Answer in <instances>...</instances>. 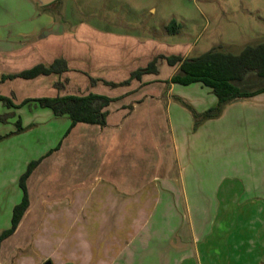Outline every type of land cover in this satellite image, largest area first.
<instances>
[{
    "label": "crops",
    "instance_id": "crops-1",
    "mask_svg": "<svg viewBox=\"0 0 264 264\" xmlns=\"http://www.w3.org/2000/svg\"><path fill=\"white\" fill-rule=\"evenodd\" d=\"M33 4L29 20L0 23V80L64 59L81 84L69 92L66 81L74 71L7 79L0 81V96L15 105L67 94L117 100L105 109V126L78 123L68 133L67 116L34 104L8 108L21 127L34 124L32 136L19 138L31 142L19 143L22 150L14 152L23 158L21 166L15 163L17 174L34 159L41 161L27 180L28 209L0 241V264H264V92L232 101L219 117L196 126L175 98L201 113L215 106L217 97L202 83L167 84L178 66L163 59L158 74L129 86L91 83V78L125 81L159 55L191 57L192 45L146 41L126 53L115 51L109 63L114 80L96 76L72 66L76 58L89 60L83 50L92 57L99 52L95 32L76 25L69 36L67 23L51 12L38 13ZM57 82L64 86L58 89ZM178 85L199 89L186 94ZM26 106L30 117H18L15 109ZM42 117L49 128L41 125ZM202 190H208L204 199L198 198ZM219 196L225 199L218 202L222 211L207 218L204 206L212 199L216 206ZM21 199L19 178L13 186L0 184V237Z\"/></svg>",
    "mask_w": 264,
    "mask_h": 264
},
{
    "label": "rangeland",
    "instance_id": "rangeland-1",
    "mask_svg": "<svg viewBox=\"0 0 264 264\" xmlns=\"http://www.w3.org/2000/svg\"><path fill=\"white\" fill-rule=\"evenodd\" d=\"M25 2L24 0H0V23L15 24L29 20L32 12H27L28 6L32 7L33 3L31 0L27 1L29 3ZM33 6L38 13H45L43 10L51 12L53 19L67 23L70 27L68 28L69 36L75 35V29L71 27L76 25H80L86 32H95V38L99 42V52L93 53L92 57V53L90 55L83 50L84 57L89 60L76 58L72 61V66L88 69L89 73L112 80L114 78L109 77L113 72L109 68L111 58L114 57L112 54L115 51L126 53L130 47L138 49L139 44L146 41L166 45H192L191 57L218 46H221L223 51L240 53L247 45H257L264 41V0H58L44 8L34 4ZM172 20L176 22V25L169 28ZM80 49L78 45V50ZM94 65L99 68L94 69ZM71 71H74L76 75H70L66 83L69 92L76 93V89L81 84L78 79L80 74L74 69ZM178 87L184 88L186 94L199 89L197 85L189 87L178 85ZM245 87L262 88L264 80L251 76ZM199 95L198 93L197 97ZM31 110L29 106H26L15 109V113L18 117H23V113H27L25 117H30L28 113ZM45 110L51 114L53 112L49 108ZM11 111L0 102V116L6 115L5 119L0 121V184L13 186L26 169L23 172L20 170L17 174L18 165L15 163L21 166L23 158L14 152L18 149L22 150L19 143L31 142L21 141L19 138L32 136L34 124L23 125V130L19 131L17 119L8 115ZM38 120L44 128H49L51 125L47 121L48 118L42 117ZM38 137H41L39 133L36 135V138ZM13 146H15L14 150L11 149ZM38 148V144H35V149ZM5 150L12 151L10 157H6ZM201 169L205 171L203 166ZM2 190L4 192L3 188ZM204 191L208 190H202L198 198H205ZM213 200L211 205L204 206L207 209L205 211L207 218L218 215L222 211L218 202H225L223 196H219L214 206ZM204 223L208 224L207 221Z\"/></svg>",
    "mask_w": 264,
    "mask_h": 264
},
{
    "label": "trees",
    "instance_id": "trees-1",
    "mask_svg": "<svg viewBox=\"0 0 264 264\" xmlns=\"http://www.w3.org/2000/svg\"><path fill=\"white\" fill-rule=\"evenodd\" d=\"M176 25L172 20L169 28ZM163 59L169 66H178V71L167 80L168 83L190 85L193 83H202L212 89L217 97L215 106L204 112H197L189 103L180 98H175L181 105L187 108L196 120V126L201 123L220 116L224 107L237 99L248 98L257 93L264 92V88L256 91H250L245 87L249 77L254 76L259 80H264V41L257 45H247L239 54L223 51L221 46L213 47L209 51L196 57H183L181 55H159L154 58L146 67L134 71L130 78L120 83L107 82L105 80L92 79L91 83L96 84L101 81L104 85L112 88L129 86L132 80H141L143 75L158 74V61ZM70 71L67 62L64 59H57L51 65H38L29 70L16 74L3 75L0 81L16 78L32 79L39 75H61ZM64 85L56 83L58 89ZM117 98H111L106 95L89 93L86 95L67 94L54 98L44 97L36 99H26L21 104L15 105L12 99L0 96L2 102L7 108H20L24 105L34 104L39 108H49L56 117L67 116L71 121L67 133L78 123L91 125H106L108 112L105 110L111 102ZM18 123V122H17ZM18 130L22 131L20 123ZM41 159L32 161L28 164L26 171L19 179V185L22 190L21 202L13 210L11 226L0 237V241L11 235L17 228L24 213L29 207V196L27 192V180L33 170L38 166Z\"/></svg>",
    "mask_w": 264,
    "mask_h": 264
},
{
    "label": "water",
    "instance_id": "water-1",
    "mask_svg": "<svg viewBox=\"0 0 264 264\" xmlns=\"http://www.w3.org/2000/svg\"><path fill=\"white\" fill-rule=\"evenodd\" d=\"M56 1L58 0H33V2H35V4H37L38 6H48ZM44 264H51V262L47 261Z\"/></svg>",
    "mask_w": 264,
    "mask_h": 264
}]
</instances>
